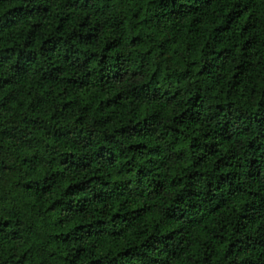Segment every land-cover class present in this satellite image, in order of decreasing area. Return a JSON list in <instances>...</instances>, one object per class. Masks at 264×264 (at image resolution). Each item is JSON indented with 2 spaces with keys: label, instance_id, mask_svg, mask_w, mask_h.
Wrapping results in <instances>:
<instances>
[{
  "label": "trees",
  "instance_id": "trees-1",
  "mask_svg": "<svg viewBox=\"0 0 264 264\" xmlns=\"http://www.w3.org/2000/svg\"><path fill=\"white\" fill-rule=\"evenodd\" d=\"M0 264H264V0H0Z\"/></svg>",
  "mask_w": 264,
  "mask_h": 264
}]
</instances>
